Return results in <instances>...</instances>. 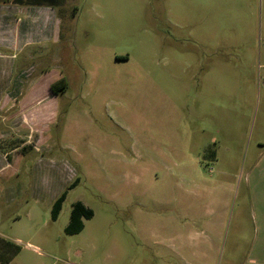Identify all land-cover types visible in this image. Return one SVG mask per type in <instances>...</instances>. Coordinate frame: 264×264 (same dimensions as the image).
<instances>
[{"label": "rangeland", "instance_id": "rangeland-1", "mask_svg": "<svg viewBox=\"0 0 264 264\" xmlns=\"http://www.w3.org/2000/svg\"><path fill=\"white\" fill-rule=\"evenodd\" d=\"M52 1L19 47L0 18L11 264H264V0Z\"/></svg>", "mask_w": 264, "mask_h": 264}, {"label": "crops", "instance_id": "crops-1", "mask_svg": "<svg viewBox=\"0 0 264 264\" xmlns=\"http://www.w3.org/2000/svg\"><path fill=\"white\" fill-rule=\"evenodd\" d=\"M59 2L60 1H52L51 3H47L50 5H45L46 3H43V0H0V5H2L0 6V18H2V27H4L2 30L6 29L7 31V33H5V36H7L6 40H9L14 47H19L21 38L22 40L25 39V31L21 29L20 24L24 22L26 10H41V8L47 7L50 8L51 11H55V6ZM6 10H9V12H5ZM7 21H10V23H7ZM54 38L57 40L61 39V32H59V30ZM122 60H124V58ZM258 168L259 172L257 175H252V173L249 174L247 186L250 190V199L259 203V216L261 218V225L264 228V164H260ZM3 216V211H0V227L4 222ZM6 238L8 237L0 230V245H2V247H0V264H11L13 261V258L9 260V254L6 255L5 250L7 249V245L13 248L16 245L13 242L16 243V240Z\"/></svg>", "mask_w": 264, "mask_h": 264}, {"label": "trees", "instance_id": "trees-1", "mask_svg": "<svg viewBox=\"0 0 264 264\" xmlns=\"http://www.w3.org/2000/svg\"><path fill=\"white\" fill-rule=\"evenodd\" d=\"M66 90V82L64 79H61L50 86V91L53 95H58L60 92H64ZM77 183V182H76ZM76 183H73L70 186V189H73L76 186ZM68 193L64 192L55 202L52 209V219L56 221L62 211L63 204L67 198ZM94 216V213L91 209H88L82 202H76L73 205V209L71 212V217L68 226L65 229V232L68 235H77L80 234L84 228L85 223L84 219L90 220ZM18 252L15 251L16 254ZM9 260L12 259V255L8 257Z\"/></svg>", "mask_w": 264, "mask_h": 264}]
</instances>
